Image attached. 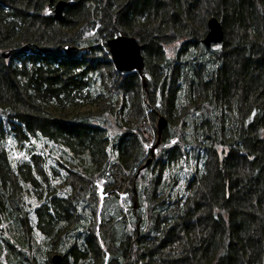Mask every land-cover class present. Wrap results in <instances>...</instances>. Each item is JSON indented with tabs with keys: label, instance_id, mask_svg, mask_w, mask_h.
Segmentation results:
<instances>
[{
	"label": "trees",
	"instance_id": "trees-1",
	"mask_svg": "<svg viewBox=\"0 0 264 264\" xmlns=\"http://www.w3.org/2000/svg\"><path fill=\"white\" fill-rule=\"evenodd\" d=\"M118 36L141 74L115 69ZM161 117L152 160L139 126ZM54 254L264 264V0H0V264Z\"/></svg>",
	"mask_w": 264,
	"mask_h": 264
},
{
	"label": "water",
	"instance_id": "water-1",
	"mask_svg": "<svg viewBox=\"0 0 264 264\" xmlns=\"http://www.w3.org/2000/svg\"><path fill=\"white\" fill-rule=\"evenodd\" d=\"M52 2L53 0H49ZM68 3L59 1L54 5L53 16L56 19L62 18V13L65 6ZM207 33L203 39L205 47L211 45H218L222 42L223 33L221 23L215 18H209L206 22ZM73 48L65 46L63 53L71 51ZM107 49L110 54L111 61L118 72H137L142 73L144 68V60L142 56V47L132 37L118 36L107 42ZM26 51V49H24ZM143 125L147 130L149 128L146 121H143ZM166 126V120L161 117L157 122V132L160 135L162 130ZM150 162V159L148 160ZM62 256L54 254L51 257L52 264H61Z\"/></svg>",
	"mask_w": 264,
	"mask_h": 264
},
{
	"label": "flooded vegetation",
	"instance_id": "flooded-vegetation-1",
	"mask_svg": "<svg viewBox=\"0 0 264 264\" xmlns=\"http://www.w3.org/2000/svg\"><path fill=\"white\" fill-rule=\"evenodd\" d=\"M143 121H146L147 124H148V126H149V128L147 130L145 129V126L143 125ZM143 121L140 124L139 129L146 136V138H147L146 140L149 143L151 141V136H150L149 133L152 132L154 134V132H155V128H153V125L154 124L152 122L147 121V120H143ZM155 126H156V129H157V123H156ZM108 132H111L114 135H121L122 134V131H119V129H117V128L110 129V130H108ZM156 133H157V131H156ZM148 136H149V138H148ZM158 143H159V141L157 140V143L156 144H151V145H149L147 147V151H149V154H151L152 160H154V158H155L154 154L156 153V150L159 147V145H157ZM143 166H144V169L142 171H144L145 169H147L149 166H152V162L151 161L148 162V160H146L145 163L143 164ZM138 172H141V171L138 170ZM62 260H63V256H62Z\"/></svg>",
	"mask_w": 264,
	"mask_h": 264
},
{
	"label": "rangeland",
	"instance_id": "rangeland-1",
	"mask_svg": "<svg viewBox=\"0 0 264 264\" xmlns=\"http://www.w3.org/2000/svg\"><path fill=\"white\" fill-rule=\"evenodd\" d=\"M62 16H63V13H62ZM174 51H175V47H172L171 49H166L167 56L168 57H172L173 54H174ZM62 53H63V51H62ZM67 53H63V54L66 55ZM96 110H97V108L95 106L89 105V104H87V101L83 100L82 103L80 104L79 108H76V109L75 108H69L66 111L61 112V114H59V116H64V114L66 116H68V115L77 114V113H87L89 111L95 112ZM112 128L113 127H111L110 129H112ZM153 128L156 129V126L153 125ZM150 136H151V141L148 143V146L155 143L154 142V134L152 132H151V135ZM148 138H149V136H148ZM99 192H101V189H99ZM100 197H101V199H103L104 198V195L101 193ZM122 197H125V196H121V198Z\"/></svg>",
	"mask_w": 264,
	"mask_h": 264
}]
</instances>
